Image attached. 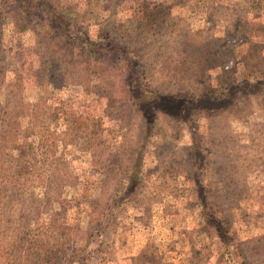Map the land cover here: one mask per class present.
Segmentation results:
<instances>
[{"label":"rangeland","instance_id":"obj_1","mask_svg":"<svg viewBox=\"0 0 264 264\" xmlns=\"http://www.w3.org/2000/svg\"><path fill=\"white\" fill-rule=\"evenodd\" d=\"M54 1L74 33L125 50L131 61L101 52L117 78L126 79L129 70L146 90L199 104L195 113L167 104L143 138L139 106L113 94L97 76L104 70L91 68L97 73L77 84L43 81L42 68L62 50L41 40L44 31L34 30L41 25L16 26L6 9L0 42L10 55L2 60L0 107L20 108L14 138L0 150L15 157L29 146L39 156L21 166L49 167L60 157L71 174L47 196L39 180L31 182L33 198L44 202L35 218L28 217L29 206L19 210L10 230L21 225L25 242L34 236L52 247L47 235L66 221L70 240L49 264H264V88L257 87L264 82V0ZM14 77L20 91L7 95L16 90ZM243 81L246 90L226 106L217 103ZM34 124L35 134H27ZM139 146L142 181L129 197L130 159ZM195 166L202 199L192 180ZM202 201L213 223H206ZM9 231L0 239L13 237ZM24 256L21 251L19 264ZM0 264H11L5 251Z\"/></svg>","mask_w":264,"mask_h":264},{"label":"trees","instance_id":"obj_2","mask_svg":"<svg viewBox=\"0 0 264 264\" xmlns=\"http://www.w3.org/2000/svg\"><path fill=\"white\" fill-rule=\"evenodd\" d=\"M53 0H0V16L5 12L6 9L12 10V14L15 19V25L23 24V26L28 25H41V28L34 29L37 34L40 30H43L44 35L41 37L49 40L48 45H55L59 47L63 54L58 56H53L50 60L49 66H45L42 69V80L45 82H56L60 80L65 82V80L70 79L77 83H81L83 78H87L91 73H97L91 68H98L99 70H104L103 73H97V76L102 78L105 85L113 90V94L119 95L124 101H130L134 105L139 106L138 110L142 120L143 138L151 133L152 125L156 120V117L160 111L167 113V109L171 106L176 109H188L189 113H195L199 101H195L193 98H186L185 96H175V95H163L159 94L153 90H146L143 87L135 83V75L127 70V78H117L115 70L113 69V61H104L101 59L105 57L102 55V51L105 46H100L97 43H91L87 41L86 38L73 32L74 25L72 22L67 20V16H59L58 9L59 5L57 2H52ZM1 18V17H0ZM45 29V30H44ZM107 53L118 54L122 56L125 60L128 59V55L125 50L117 47L114 43H109L106 46ZM82 53V54H81ZM8 51L3 48L0 42V89L3 90L1 74L3 70L2 60L8 57ZM15 55V54H14ZM109 57V56H106ZM114 57V56H112ZM79 58L83 59L82 65L79 62ZM131 61V60H127ZM82 67V69H77ZM52 69L54 74L48 75ZM16 73L15 71H13ZM17 74V73H16ZM16 77L18 75H15ZM14 77V84L16 90H7L5 92L7 95H11L14 92H19V81ZM243 85V86H242ZM115 86V87H114ZM258 88H264V82H260L257 85ZM246 90L244 81L230 87L227 93L218 99L217 103L228 105L231 101V95L233 93ZM212 100V97H208ZM207 99V100H209ZM169 104V105H167ZM223 105V106H224ZM169 106V107H168ZM68 110L64 111L65 118L67 120L72 119L75 115L72 112L71 106ZM135 107V106H134ZM18 103L6 102L4 107H0V131H3L0 139L2 146L6 147L9 141L14 138V128L15 118L18 116ZM199 108V107H198ZM21 110V109H20ZM38 110L31 112V114L36 115ZM22 113V112H21ZM31 122H35L33 116H31ZM83 122V121H81ZM88 123V120H87ZM34 125L31 127L28 125L26 130L27 134H35ZM25 133V134H26ZM95 135V134H93ZM92 138V137H91ZM46 139L39 140V143L45 141ZM3 147V148H4ZM3 148L0 150V235H5L6 231H9L13 224L14 217L18 214L19 210L23 211V207L29 206V215L33 218L37 216L38 208L43 204V201H37L33 198L32 193L29 189L30 184L34 180H39L41 187L45 191V196L49 193H54L55 190L62 185L70 182L71 174L69 167H67V162L63 161L62 158L58 157L54 161L49 162V167H25L21 166V162L26 164L29 160L35 159L39 156L38 153H33L29 151V146L20 147V152L15 157L11 154H5ZM142 146H139L137 151L131 157V164L127 178L126 191L124 193H129L128 196L131 197L135 192L138 185L142 181ZM48 152H44L45 160L47 161ZM5 157V158H4ZM15 161L16 165L19 167H14L11 165V161ZM27 159L25 162L24 160ZM118 160V156L113 154V162ZM53 162L55 164H53ZM197 161L195 160L196 164ZM51 164V165H50ZM57 165V166H56ZM52 166V167H51ZM56 166V167H55ZM49 168V169H47ZM192 180L197 184L196 173L198 167H192ZM197 189L200 194V199H202L203 189L200 182L197 184ZM25 202V205H23ZM207 210V211H206ZM202 212L205 215L206 223H213L215 216L210 212L209 204L202 201ZM25 214V213H24ZM56 215H64L63 212H59ZM18 220H21L19 218ZM16 220V221H18ZM217 223L220 225V219H216ZM29 223L28 225H30ZM21 225L18 228L14 227L9 232L12 233L13 237H9L8 241H3L0 239V257L5 254L8 255V260L11 264L20 263L21 251L24 253V258L22 262L25 264H49L48 261L55 256V254L61 251V246H63L65 240H70L71 228L67 226V222L64 221L59 223V225L53 226V230L49 233V241L56 243L55 246L46 247L44 239L32 238L24 241L25 238L20 237L22 229ZM28 242V243H27ZM58 244V245H57Z\"/></svg>","mask_w":264,"mask_h":264}]
</instances>
